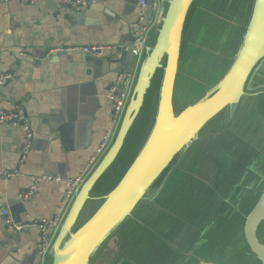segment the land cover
I'll return each mask as SVG.
<instances>
[{
    "label": "water",
    "instance_id": "water-1",
    "mask_svg": "<svg viewBox=\"0 0 264 264\" xmlns=\"http://www.w3.org/2000/svg\"><path fill=\"white\" fill-rule=\"evenodd\" d=\"M196 3L158 0L116 130L69 200L42 264H192V256L199 257L193 264H245L248 258L251 264H264V0H253L242 44L222 77L212 74L216 59L211 52L204 62H189L187 75L203 77L207 87L178 111L177 78L185 76L184 36ZM126 48L109 60L119 74L128 72L125 57L134 58L131 41ZM157 73L161 79L155 112L143 143L118 182L78 226L95 186L122 150ZM208 79L212 81L206 83ZM180 158L186 207L166 219V232L146 226L140 242L147 243L146 236L150 243L111 247L110 237L147 202L157 182L155 195L164 188ZM205 248L207 253L201 251ZM98 252L104 256L94 262ZM136 253L142 258L135 259ZM10 262L9 257L3 259V264Z\"/></svg>",
    "mask_w": 264,
    "mask_h": 264
},
{
    "label": "crops",
    "instance_id": "crops-1",
    "mask_svg": "<svg viewBox=\"0 0 264 264\" xmlns=\"http://www.w3.org/2000/svg\"><path fill=\"white\" fill-rule=\"evenodd\" d=\"M94 1L87 8L74 11L54 0H37L33 4L0 0V70L11 74V79L0 89V110L20 108L32 136L24 154L27 140L21 128L0 126V168L18 173L9 179L0 177V264L7 257L13 261L9 264H42L37 253L38 231H13L7 227L6 220L18 224L61 219L67 211V189L62 184L42 183L30 201H22L31 177L51 175L83 180L104 138L113 136L116 130L113 103L109 99L120 75L109 62L115 51L105 50L101 55L54 52L73 46L129 47L131 37L127 27L137 18L140 0ZM196 4L184 36L189 61L198 64L204 62L209 52L216 59L228 51L223 59L230 63L228 60H232L235 50L229 52L230 46L222 41L225 35L220 33L225 19L229 18L228 3L197 0ZM243 16L246 22L245 13ZM125 64L127 71L134 73L137 59L125 57ZM199 77L183 76L181 80L192 89L205 83ZM194 98L195 95L191 101ZM187 105L186 98L184 106L180 104L177 110ZM183 163L184 159L180 158L159 196L156 197L153 189L147 195V202L120 228L118 235L109 239L111 247L123 246L130 240H135L130 246L150 243L152 239L146 236L148 242H140L141 233L148 225L167 231L166 219L182 211L187 203ZM177 199L180 207L171 210L172 200ZM2 211L7 212L5 219ZM102 256L98 252L94 262ZM137 258L142 255L136 253ZM250 262L248 258L245 264Z\"/></svg>",
    "mask_w": 264,
    "mask_h": 264
},
{
    "label": "built area",
    "instance_id": "built-area-1",
    "mask_svg": "<svg viewBox=\"0 0 264 264\" xmlns=\"http://www.w3.org/2000/svg\"><path fill=\"white\" fill-rule=\"evenodd\" d=\"M22 1V0H20ZM30 4L35 3L37 0H24ZM56 3L66 6L74 11H80L84 8H87L91 4H93L94 0H54ZM158 1L151 0L148 2L147 0H140L139 1V12L137 18L128 24V32L131 37V55L134 59H138L140 56L141 50L143 48V44L145 41V37L147 32L152 27L155 17L158 12ZM128 49V48H124ZM110 50L115 51V54H120L121 48L115 47H107V46H90V47H68L66 49H57L54 52H81L85 55H101L103 51ZM133 78V73L130 71L120 74L117 76L111 90L109 99L113 103V113L116 121L123 110L125 105V101L130 89L131 81ZM11 79V74L9 72L1 71L0 70V89ZM117 123V122H116ZM3 125H12L18 126L21 130L25 133V137L27 140L26 150L24 154H26L27 150L31 144V133L29 130V125L25 120L24 114L22 110L18 107L10 111H2L0 110V126ZM112 135H107L103 143L101 145V150L98 151L97 157H94L91 161V167L94 166L98 158L102 155L105 151L107 146L110 143ZM24 158V155L22 156ZM91 170V169H90ZM89 170V171H90ZM18 173L17 172H10L4 168H0V177L4 179H9L15 177ZM82 182V179H67L65 177L60 176H51V175H41V176H34L31 177L30 185L26 192L22 195V201L28 202L30 201L33 196L38 192L39 185L42 183L46 184H62L66 186V197L69 200L72 198L73 194L76 192L78 186ZM2 215L6 218L7 212L2 211ZM60 220L58 217L51 219V220H30L26 223H18L14 224L10 220H6L7 227L11 230L20 232L25 229H36L39 235V245H38V255L41 257L42 261L44 259L45 253L49 247L51 239L53 237L54 232L56 231Z\"/></svg>",
    "mask_w": 264,
    "mask_h": 264
},
{
    "label": "rangeland",
    "instance_id": "rangeland-1",
    "mask_svg": "<svg viewBox=\"0 0 264 264\" xmlns=\"http://www.w3.org/2000/svg\"><path fill=\"white\" fill-rule=\"evenodd\" d=\"M226 3H228V15L229 18L228 20L225 19L222 28L220 29V33L223 34L224 33V41L226 44H228L229 47V52H231V50H237L241 44H242V40H243V36H244V31H245V22H243L244 18V13L246 18L248 19L250 10H251V6L253 3V0H226ZM203 31L205 32V29H203ZM221 41V42H222ZM228 54V51H226L225 53H221L218 55V57L216 58V64H215V72L212 74H219L221 75V77L223 76V74L225 73L224 71L226 70V63L227 60H224V56H226ZM230 57H231V53H230ZM185 60H183V69H182V73L185 74V76L187 75V71H188V67H189V59L187 58V56L185 55L183 57ZM230 62V60H228ZM207 71V69H206ZM224 72V73H223ZM183 76H179L177 78V86H176V91H175V106H179L180 104H182L184 106V101L186 100V98L189 100H191V98L193 97V95H195L196 93L199 92V90L202 88H206V86H198L196 88L192 87V89H188L189 84H183V81L181 79ZM199 81H201V78H199ZM212 80L208 79L206 80V83L210 82ZM261 81V80H260ZM181 83L184 85L183 89H181ZM203 83V82H202ZM261 84V82H260ZM263 92V90H262ZM176 110V109H175ZM106 181L102 182L101 184H99V186L96 188V190L93 193V200H91L83 209L81 215H80V221L78 223V226L80 224L83 223V221L85 219H87L92 213L93 211L96 209V207L99 205L100 203V198L102 196H104L107 192H103V188L105 187L104 183ZM157 184H159V182H157L153 187L154 189L157 188ZM152 192H150L149 194H151ZM160 194V192L156 195V197H158ZM180 207V200H172L170 208L171 210H174L176 208ZM140 234V233H139ZM135 240H130L126 245L130 246L131 243H133ZM210 242L212 243H216L217 245H221V241H219L218 243L210 240ZM202 252H206V248L201 250ZM201 252V253H202ZM207 253V252H206ZM99 259V258H98ZM192 261H190V263H194V261L196 262L197 260H199V257L196 256H192ZM91 264H100V261H98L97 263H92ZM227 264H231V263H227Z\"/></svg>",
    "mask_w": 264,
    "mask_h": 264
},
{
    "label": "trees",
    "instance_id": "trees-1",
    "mask_svg": "<svg viewBox=\"0 0 264 264\" xmlns=\"http://www.w3.org/2000/svg\"><path fill=\"white\" fill-rule=\"evenodd\" d=\"M160 78V73H157L156 76L153 78L151 88L145 97L144 105L126 138L122 150L120 151L113 165L97 183L93 190V193L99 186V184L104 181L106 182L104 183L105 187L102 191H110L113 186L118 182L125 169L131 163L138 147H140L143 143L153 120Z\"/></svg>",
    "mask_w": 264,
    "mask_h": 264
},
{
    "label": "flooded vegetation",
    "instance_id": "flooded-vegetation-1",
    "mask_svg": "<svg viewBox=\"0 0 264 264\" xmlns=\"http://www.w3.org/2000/svg\"><path fill=\"white\" fill-rule=\"evenodd\" d=\"M161 79V78H160ZM155 112V111H154ZM125 226H123V228H124ZM113 237H115V236H112V237H110V238H113Z\"/></svg>",
    "mask_w": 264,
    "mask_h": 264
}]
</instances>
